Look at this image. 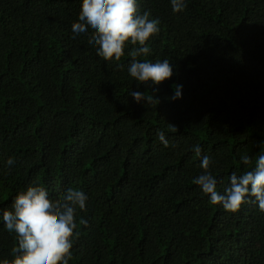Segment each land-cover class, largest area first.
<instances>
[{"label": "trees", "instance_id": "16d2710c", "mask_svg": "<svg viewBox=\"0 0 264 264\" xmlns=\"http://www.w3.org/2000/svg\"><path fill=\"white\" fill-rule=\"evenodd\" d=\"M81 2L0 0V211L29 184L53 200L84 191L69 264H264L258 205L226 211L194 183L203 155L223 193L250 167L240 156L264 151V0H137L160 28L138 59L173 69L139 87L134 46L107 61L72 38ZM16 245L0 218V261Z\"/></svg>", "mask_w": 264, "mask_h": 264}, {"label": "clouds", "instance_id": "9594fccd", "mask_svg": "<svg viewBox=\"0 0 264 264\" xmlns=\"http://www.w3.org/2000/svg\"><path fill=\"white\" fill-rule=\"evenodd\" d=\"M173 12L186 8L185 0H170ZM72 32L75 39L81 34L87 35L88 44L96 49L104 60L120 61L125 54L126 45L134 46L129 52L128 74L140 83L152 81L159 85L173 75L168 59L140 60L148 56L150 48L146 42L158 34L159 19L150 18L149 12L140 13L137 0H82L78 21L73 22ZM117 67H120L118 64ZM158 91V89H156ZM136 102L141 100L152 104L157 100L152 94L130 91ZM182 98V85H176L170 100ZM170 131H177L176 127ZM158 139L165 147L169 141L162 131L157 132ZM264 148V144L261 146ZM199 156L201 147L193 146ZM241 162L250 166L241 174L233 171L228 186L223 193L217 190L222 179L210 171L211 159L201 157L202 172L194 179L202 193L213 205H221L226 211L237 212L245 203L258 205L264 212V151L255 159L241 155ZM8 165L14 161L9 158ZM87 195L79 189H68L56 200L49 197L48 191L39 184H29L14 197L11 207L0 211L4 227L14 233L17 245L13 248V258L0 261V264H69L72 257L73 238L77 229V210H86ZM85 223V221H80Z\"/></svg>", "mask_w": 264, "mask_h": 264}]
</instances>
